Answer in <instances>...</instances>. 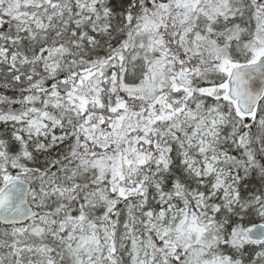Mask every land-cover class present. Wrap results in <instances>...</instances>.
I'll return each instance as SVG.
<instances>
[{"label": "snow or ice", "instance_id": "obj_1", "mask_svg": "<svg viewBox=\"0 0 264 264\" xmlns=\"http://www.w3.org/2000/svg\"><path fill=\"white\" fill-rule=\"evenodd\" d=\"M0 264H264V0H0Z\"/></svg>", "mask_w": 264, "mask_h": 264}, {"label": "water", "instance_id": "obj_2", "mask_svg": "<svg viewBox=\"0 0 264 264\" xmlns=\"http://www.w3.org/2000/svg\"><path fill=\"white\" fill-rule=\"evenodd\" d=\"M257 83H258V81H257Z\"/></svg>", "mask_w": 264, "mask_h": 264}]
</instances>
